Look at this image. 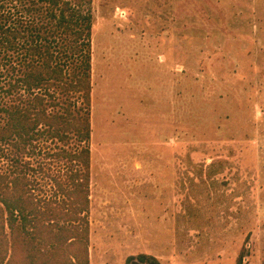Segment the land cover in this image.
Segmentation results:
<instances>
[{
	"label": "rangeland",
	"instance_id": "rangeland-1",
	"mask_svg": "<svg viewBox=\"0 0 264 264\" xmlns=\"http://www.w3.org/2000/svg\"><path fill=\"white\" fill-rule=\"evenodd\" d=\"M92 12L89 264L142 252L264 264V0H93ZM74 144L27 157L41 200L63 197L69 178L49 175Z\"/></svg>",
	"mask_w": 264,
	"mask_h": 264
},
{
	"label": "trees",
	"instance_id": "trees-1",
	"mask_svg": "<svg viewBox=\"0 0 264 264\" xmlns=\"http://www.w3.org/2000/svg\"><path fill=\"white\" fill-rule=\"evenodd\" d=\"M92 1L0 0V146L12 166L0 172V264H89ZM48 139L75 144L49 175L69 178L63 197L41 200L27 157ZM125 264L162 263L142 252Z\"/></svg>",
	"mask_w": 264,
	"mask_h": 264
}]
</instances>
